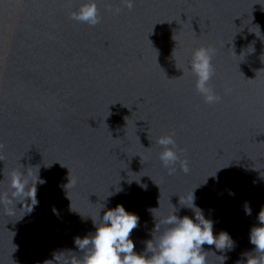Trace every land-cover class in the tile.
<instances>
[{"label":"water","instance_id":"water-1","mask_svg":"<svg viewBox=\"0 0 264 264\" xmlns=\"http://www.w3.org/2000/svg\"><path fill=\"white\" fill-rule=\"evenodd\" d=\"M82 2L0 0V191L22 167L47 181L30 215L0 208V264H43L55 250H75L74 237L95 231L89 217L117 186L124 191L107 207L139 216L137 253L153 216L172 204L193 216L179 200L195 188L214 235L234 241L225 252L204 245L207 264L222 255L237 264L264 209V0H135L131 9L97 0L95 26L72 19ZM199 46L215 49L217 103H205L188 71ZM169 134L180 157L172 175L156 143ZM138 179L146 191L129 186Z\"/></svg>","mask_w":264,"mask_h":264},{"label":"clouds","instance_id":"clouds-1","mask_svg":"<svg viewBox=\"0 0 264 264\" xmlns=\"http://www.w3.org/2000/svg\"><path fill=\"white\" fill-rule=\"evenodd\" d=\"M134 2L135 0H123L124 5L129 9L133 7ZM115 12L118 13L119 9L117 8ZM71 17L90 26L99 24L101 16L97 0H83L77 10L71 13ZM172 39L175 41L174 35ZM251 49L250 52L254 51L253 48ZM174 50L175 47L171 56ZM214 52L215 49L210 46H199L192 51L188 65V71L195 77L196 91L201 94L205 103L209 104L220 100L209 84L214 75L212 64ZM156 143L162 148L159 160L168 170V174L172 175L176 171L174 166L180 159L175 150L177 145L174 136L162 135L157 138ZM2 159L3 157L0 156V160ZM182 168L183 171H188L186 161ZM133 181L142 190H147V185L141 183L140 179L128 180L129 186ZM46 182L40 178L39 168L35 172L34 179L29 169L22 167L11 170L7 174L8 190L0 191V208L4 209L7 216H14L17 209L24 208L19 220L26 214L30 215L39 204L36 198L37 185H43ZM75 183L76 181L68 175L66 185H75ZM62 187L66 189L65 185ZM194 189L189 197L179 200V204L190 209L193 216H179L177 213L180 209L173 204L172 211L162 214L159 219L152 215L155 222L149 233L151 239L144 241V250L137 253L134 251L136 244L130 237L133 230L139 227V216L126 211L120 204L114 208L107 207L108 198L124 191L123 187L117 186L114 191H108L109 194L103 199L105 203H101L95 219L89 217L95 231L83 237H74L75 250H55L52 253V259L45 260L43 264H207V251L204 250V245L214 246L216 250L225 252V250H233L234 241L226 231H220L214 235V221L205 218L204 210L195 204ZM228 194L235 195L230 189ZM159 207L154 209L158 210ZM101 210H104L102 216ZM244 210L246 215L252 214L251 207L247 203ZM52 212L56 216L59 215L55 207L52 208ZM258 221L257 225L250 228L248 237L249 243L254 247L242 253L243 260H238L237 264H264V209L258 213ZM222 257L221 264H224L228 257L226 255Z\"/></svg>","mask_w":264,"mask_h":264}]
</instances>
